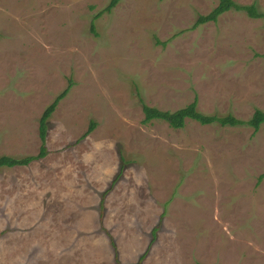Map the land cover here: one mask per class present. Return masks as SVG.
Wrapping results in <instances>:
<instances>
[{"label":"rangeland","instance_id":"374dc122","mask_svg":"<svg viewBox=\"0 0 264 264\" xmlns=\"http://www.w3.org/2000/svg\"><path fill=\"white\" fill-rule=\"evenodd\" d=\"M110 1L0 0V157L38 155L71 86L47 155L0 168V264H264V124L143 111L264 112V18L197 26L219 0Z\"/></svg>","mask_w":264,"mask_h":264},{"label":"trees","instance_id":"16d2710c","mask_svg":"<svg viewBox=\"0 0 264 264\" xmlns=\"http://www.w3.org/2000/svg\"><path fill=\"white\" fill-rule=\"evenodd\" d=\"M121 0H111L109 5L105 8V12H111L114 7L118 5ZM243 11L246 12L247 15L251 18L259 19L264 18V14L258 12L255 5L250 6H240L236 4L233 0H219L218 5L207 15H201L196 23L197 26L203 25L209 22H216L218 17L223 15L224 13L230 11ZM103 12L98 13L95 18L100 17ZM94 24H92L93 27ZM195 27V26H194ZM71 86L67 88V90L61 94L44 112L39 127V136L41 139V147L40 152L36 156H30L25 159H17L12 158L10 156H2L0 157V168L2 167H15V166H25L34 160H40L44 158L47 153V119L51 116L53 111L55 110L58 102L62 99L66 92L70 89ZM145 113V122H149L152 120H162L167 122L170 127L174 129H181L185 126V121L187 119L194 120L202 125H209L213 123H218L221 126H240V125H248L254 129V132H257L262 124H264V112L256 109L252 118L244 122L235 118L232 115H227L223 117H218L215 115H205L197 111V100H194L191 104L186 106L185 108L179 109L175 112L170 111H162L155 107L144 106L143 109ZM94 130V123L91 124L86 135L91 133ZM264 178V175L261 176V179ZM145 255L140 257V260L137 263L133 264H142V260ZM121 264V263H117Z\"/></svg>","mask_w":264,"mask_h":264}]
</instances>
